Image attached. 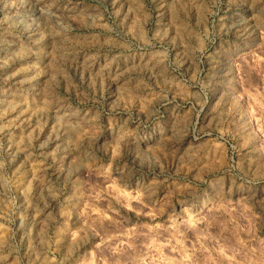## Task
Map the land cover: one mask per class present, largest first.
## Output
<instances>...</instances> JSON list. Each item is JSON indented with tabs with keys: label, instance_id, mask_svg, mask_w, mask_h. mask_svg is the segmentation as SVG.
Here are the masks:
<instances>
[{
	"label": "rangeland",
	"instance_id": "rangeland-1",
	"mask_svg": "<svg viewBox=\"0 0 264 264\" xmlns=\"http://www.w3.org/2000/svg\"><path fill=\"white\" fill-rule=\"evenodd\" d=\"M0 264H264V0H0Z\"/></svg>",
	"mask_w": 264,
	"mask_h": 264
},
{
	"label": "bare ground",
	"instance_id": "bare-ground-1",
	"mask_svg": "<svg viewBox=\"0 0 264 264\" xmlns=\"http://www.w3.org/2000/svg\"><path fill=\"white\" fill-rule=\"evenodd\" d=\"M58 119V118H57Z\"/></svg>",
	"mask_w": 264,
	"mask_h": 264
}]
</instances>
